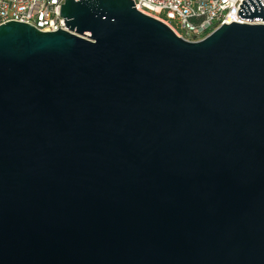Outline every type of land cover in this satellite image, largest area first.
<instances>
[{"label":"water","instance_id":"obj_1","mask_svg":"<svg viewBox=\"0 0 264 264\" xmlns=\"http://www.w3.org/2000/svg\"><path fill=\"white\" fill-rule=\"evenodd\" d=\"M133 5L0 24V264H264V24Z\"/></svg>","mask_w":264,"mask_h":264},{"label":"built area","instance_id":"obj_2","mask_svg":"<svg viewBox=\"0 0 264 264\" xmlns=\"http://www.w3.org/2000/svg\"><path fill=\"white\" fill-rule=\"evenodd\" d=\"M134 7L169 26L187 40L198 41L230 22L259 25L238 16L242 0H133ZM264 7V0H260ZM64 0H0V24L9 20L28 23L40 31L66 29L60 16ZM264 13V11H263Z\"/></svg>","mask_w":264,"mask_h":264}]
</instances>
